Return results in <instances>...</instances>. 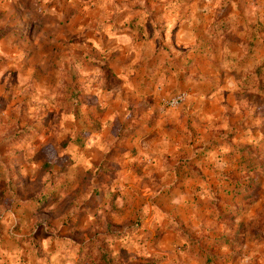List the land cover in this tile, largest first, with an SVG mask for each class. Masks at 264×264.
<instances>
[{"label":"rangeland","instance_id":"374dc122","mask_svg":"<svg viewBox=\"0 0 264 264\" xmlns=\"http://www.w3.org/2000/svg\"><path fill=\"white\" fill-rule=\"evenodd\" d=\"M195 1L0 0V264H264V170L251 174L255 202L244 216L222 236L185 243L181 231L149 225L162 201L148 183L119 176L130 133L117 130L104 98L115 77L134 78L135 41L155 44L141 47L148 58L169 52L166 20ZM251 14L249 49L232 70L244 78L234 103L244 121L264 115L253 74L260 67L264 83V7ZM39 195L47 199L36 208L28 201ZM236 234L235 250L215 245Z\"/></svg>","mask_w":264,"mask_h":264},{"label":"crops","instance_id":"0c3cea01","mask_svg":"<svg viewBox=\"0 0 264 264\" xmlns=\"http://www.w3.org/2000/svg\"><path fill=\"white\" fill-rule=\"evenodd\" d=\"M259 7H264V0H196L166 20L174 22L169 52L161 50L148 58L141 55V47L153 51L155 44L135 41L134 78L115 77L118 85L102 103L115 111L114 118L109 117L116 120L117 130L123 127L130 133L121 143L128 154L121 159L119 176L134 173L135 180L148 183L147 191L162 201L155 205L149 225L181 231L182 243L222 236L229 222L217 211L226 214L243 207L244 216L249 208L233 197L229 183L241 177L235 169L237 149L264 135V115L243 120L234 103L237 94L243 98L244 78L232 70L242 69L240 58L249 49L246 37L255 21L251 12ZM131 69L127 65L124 70ZM179 92L188 93L186 102L168 108L164 101ZM129 99L135 110L125 120ZM96 122L93 126L100 128ZM229 133L234 135L231 141L218 136ZM208 135L213 136L211 142ZM242 135L247 136L239 144L237 137ZM204 148L209 149L208 158L199 156ZM215 199L216 208L211 204Z\"/></svg>","mask_w":264,"mask_h":264},{"label":"trees","instance_id":"16d2710c","mask_svg":"<svg viewBox=\"0 0 264 264\" xmlns=\"http://www.w3.org/2000/svg\"><path fill=\"white\" fill-rule=\"evenodd\" d=\"M224 25L221 24V28ZM254 77L260 80L258 82L259 92L261 93L264 88V83L262 80V70L260 67L255 68ZM237 172L241 174L240 178H237L234 181H230L231 192L233 197L236 198L243 206H251L255 202L253 195V190L255 186L254 178L251 176L253 173H262L264 170V135H262L260 140L252 144H244L237 149ZM47 197L44 195H39L33 197L30 203L34 207L39 208L45 202ZM215 208L218 206V200H213L211 202ZM243 207H235L230 209L226 214H223L221 211H217V216L221 219L234 220L243 215ZM216 246L223 245L229 247L231 250H235L240 245V238L238 235H234L231 238H221L215 244ZM192 246V245H191ZM210 263H221L224 261V258H213L210 257L206 259ZM104 262V261H103Z\"/></svg>","mask_w":264,"mask_h":264},{"label":"built area","instance_id":"2783aa9c","mask_svg":"<svg viewBox=\"0 0 264 264\" xmlns=\"http://www.w3.org/2000/svg\"><path fill=\"white\" fill-rule=\"evenodd\" d=\"M185 100H186V93L185 92H179V93L171 96L167 100H165L164 104L168 108H177L180 105H182L185 102Z\"/></svg>","mask_w":264,"mask_h":264}]
</instances>
